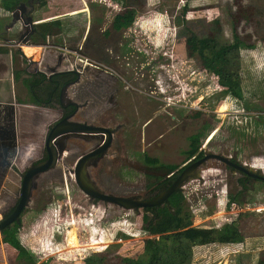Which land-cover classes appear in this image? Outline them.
<instances>
[{
	"label": "rangeland",
	"instance_id": "374dc122",
	"mask_svg": "<svg viewBox=\"0 0 264 264\" xmlns=\"http://www.w3.org/2000/svg\"><path fill=\"white\" fill-rule=\"evenodd\" d=\"M19 2L27 5L0 0V44L7 37L33 61L41 53L45 65L52 64L51 49L31 41L20 45L10 35L16 30L6 36L4 25ZM27 11L39 23L35 29L48 30L49 45L74 52L77 65L92 71L85 64L96 65L100 71L88 74L97 73L94 82L108 81L114 90L113 106L102 94L84 111L88 122L122 127L92 171L98 187L141 195L142 187L148 190L204 150L264 174V0H33ZM234 37L243 47L206 68L203 57L231 45ZM24 68L16 58L13 70ZM229 89L241 100L231 98ZM94 108L107 117L93 118ZM43 118L44 124L54 119ZM33 135L36 149L44 136ZM87 146L70 140L44 175L33 204L41 210L20 238L34 264H264V183H244L241 174L209 160L201 184L189 181L170 195L172 221L154 219L88 203L68 173L72 158L63 165ZM175 218L182 229L159 231ZM229 226L241 242H228L231 232L222 236ZM188 228L207 234L201 242L175 238ZM71 233L76 246L68 248ZM0 262L6 263L2 257Z\"/></svg>",
	"mask_w": 264,
	"mask_h": 264
},
{
	"label": "flooded vegetation",
	"instance_id": "af4514ba",
	"mask_svg": "<svg viewBox=\"0 0 264 264\" xmlns=\"http://www.w3.org/2000/svg\"><path fill=\"white\" fill-rule=\"evenodd\" d=\"M24 1L27 3V5H25L23 2H19L10 13V23L4 25L6 36L7 33H10L12 30H16L13 31V33H10V35L12 36L15 34L14 37L17 39L16 42L20 45L26 44L28 43V41H31L33 44L45 46L43 47L44 49H51L53 53L54 51L57 52V55L54 56V60L51 61L52 64L49 65H45L44 59H42V55L40 61L42 62V64H44V69H41L44 71L28 72L27 74L28 81L26 83V88L31 99H33V101H35L36 103L42 105V107H47L49 104L55 107H50L49 109L46 108L51 111L49 113H52L54 119L47 124L43 140L48 130L57 121L66 116H69L73 112L74 115L70 118V120L74 122L84 123L102 128H113L106 127L103 124L98 125L97 121H86L87 115L84 112L89 107H93L95 101L98 102L100 99H102L100 97L102 94L106 95L107 104H109L110 106L114 105V90L112 87H110L109 82L104 81L100 85H97V83L94 82V79L98 77V74H93V76H91L90 73L88 74V71L91 73L96 72V70L100 71L99 68L96 67V65L90 66L89 63L85 64L86 66L93 68L94 71L89 70L86 67H82L81 65H77L76 62L80 63V60H77V56L74 52L70 51L71 53H69L67 52L68 50L63 49V46L60 45H49L47 39L45 38L48 30L38 31L37 29H35L34 25L37 24H32L33 22L31 21L29 14H27V7L30 3L33 2V0ZM19 28L21 30L23 29V32L20 31ZM13 42L14 41H12V39L10 40L6 37V41H3V45H6V48H8V50L10 51L17 50L16 46L14 45L16 43ZM34 53L35 51L33 52V54ZM67 61H69L68 66L66 68L60 69L62 63H65ZM71 103H75L77 107L74 108ZM97 110L98 109L94 108V110L91 111L90 115L93 118L102 117L103 115L107 117L106 112L100 113ZM75 117L77 119H75ZM116 127V131L122 129L120 125H116ZM72 137L73 136L69 134L61 135L53 141L54 147L58 153V161L56 162V164L62 157L61 151H63V146L66 145L70 140L75 139ZM31 141V135L29 136L26 133L23 138H20L19 133L17 134L14 124V118L11 113H0V259L2 257L8 264H34L35 262L33 255H31V253L28 252L25 249V246L20 242V238L21 232L26 231L29 225L32 223L34 219V213L39 214V211L41 210H37V208L34 209L33 204H36L39 200L38 196L43 190V186L45 185V174L47 172L38 175L34 180L32 178L29 179L26 176V173L33 164L46 160L47 155L43 148V141L42 145L40 147H37L36 149L33 148V144ZM77 141H80V143L88 144L87 150L85 152L94 149L96 146V141L91 139L89 142H84L78 139ZM112 141L113 139L111 140V143ZM85 152L79 149L74 151V153H77L76 158H66L63 165H68L70 158H72V164L71 162H69L71 168L77 158ZM33 155H35V158L33 157ZM202 156L203 154H201V156L197 157L195 160L190 161L189 163L202 158ZM137 161L138 159L135 162ZM215 161L219 162L218 160ZM138 163L140 162L138 161ZM231 163L237 165L233 161ZM222 165L228 167L230 172L236 171L237 174H241L243 176L242 178L244 180V183L248 178L254 181H259L255 178L240 173L233 166L226 164ZM97 167L98 165L96 166V168ZM96 168L90 169V177L95 183L96 181L93 178L92 171H94ZM182 168L183 167L177 169L176 171L172 170L165 176L164 179L158 181L157 184L151 185L148 190H145V186L142 187L143 193L139 195L140 199L143 201H147L158 197L173 183ZM103 177L104 176H101V178ZM110 178V176H107L102 180L105 179L108 183H113ZM238 183L240 182L238 181ZM101 190L105 193H110L116 196H120L122 194V192H118L115 190ZM169 197L170 196H168L167 199L158 206L145 207L141 214H149L152 217V213L154 212V210L168 207ZM2 253H4V255H2ZM0 264L2 263L0 262Z\"/></svg>",
	"mask_w": 264,
	"mask_h": 264
},
{
	"label": "water",
	"instance_id": "95a60500",
	"mask_svg": "<svg viewBox=\"0 0 264 264\" xmlns=\"http://www.w3.org/2000/svg\"><path fill=\"white\" fill-rule=\"evenodd\" d=\"M20 51V47L16 46ZM71 105L76 108L75 103ZM74 112L69 116L57 121L47 132L43 140V148L46 152L47 159L33 164L26 173V176L33 180L40 174L46 173L54 169L58 161V153L53 145V141L61 135H72L73 140H81L89 142L90 139L96 141V146L85 153H82L74 165L68 169V173L72 175L76 187L87 198L88 203L99 202L103 206H111L125 211H131L133 214L138 215L145 207L158 206L162 204L168 196L173 193L180 192L182 187L189 181H197L198 184L202 183L201 172L206 167V162L209 160H218L222 164L235 167L240 173L246 176L255 178L264 182V174L258 170H253L251 167L237 166L230 162L228 157L221 154H210L206 150L203 151L202 158L188 163L179 172L173 183L158 197L151 200L143 201L139 195L130 196H116L102 191L97 184L90 177V169L96 168L99 161L106 155L112 140V135L117 130V127L102 128L84 123H78L70 120ZM66 145L63 146V151ZM34 183V182H33ZM34 188V185H33Z\"/></svg>",
	"mask_w": 264,
	"mask_h": 264
},
{
	"label": "crops",
	"instance_id": "0c3cea01",
	"mask_svg": "<svg viewBox=\"0 0 264 264\" xmlns=\"http://www.w3.org/2000/svg\"><path fill=\"white\" fill-rule=\"evenodd\" d=\"M32 24L39 23L33 22ZM32 45L33 47H39L37 44ZM56 53L54 52L53 56H56ZM23 54L18 50L10 51L6 49V45L0 44V113H11L14 118L15 129L20 138H23L26 133L31 137L33 134V136L42 137L47 124L50 123L48 121L44 124L43 117L45 115L50 116L49 112L51 111L48 109L53 106L49 104L47 107H42V105L31 99L26 88L28 75L25 73L26 71L42 72L40 68L42 54L40 53L38 61L32 60L33 55L26 56ZM16 58H20L21 61L25 62L24 70H18V72L13 70Z\"/></svg>",
	"mask_w": 264,
	"mask_h": 264
},
{
	"label": "trees",
	"instance_id": "16d2710c",
	"mask_svg": "<svg viewBox=\"0 0 264 264\" xmlns=\"http://www.w3.org/2000/svg\"><path fill=\"white\" fill-rule=\"evenodd\" d=\"M14 1H16V0H14ZM185 1L187 2V0H185ZM242 47H243V45L241 43H239L236 40V38L234 37L233 43L231 45H226V46L218 48L217 50L212 52L208 58L203 57V59L208 62V64L206 65V68H210L213 65L214 61L219 60V59H223L229 52H231L233 50L241 49ZM229 95L231 98H234L236 100H241L239 92L235 91L234 89H229ZM168 204H169V201H168ZM152 217L154 219L163 217V218L171 219V221H172V217L169 213L168 208H166V207L154 210V212L152 213ZM175 219L168 227H166L165 229H161V230L159 229V231L168 232L170 230L175 231L178 229H182V226H181L182 224H181L180 220L179 219L175 220ZM230 227L231 226L226 227V232L224 234H222V236L225 237V236L229 235V232H231L232 237H231V239H229L228 242H231V243L241 242V237L237 234V232L234 229H230ZM205 234H207V232L203 229L188 228L186 230H183L180 233H177L175 238L182 239L184 241H190V242H194V241L201 242L202 236H204ZM75 246H76L75 245V237L73 236V233H71V237L68 241L67 247L72 248Z\"/></svg>",
	"mask_w": 264,
	"mask_h": 264
},
{
	"label": "bare ground",
	"instance_id": "6f19581e",
	"mask_svg": "<svg viewBox=\"0 0 264 264\" xmlns=\"http://www.w3.org/2000/svg\"><path fill=\"white\" fill-rule=\"evenodd\" d=\"M54 145V144H53Z\"/></svg>",
	"mask_w": 264,
	"mask_h": 264
}]
</instances>
